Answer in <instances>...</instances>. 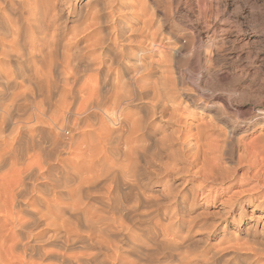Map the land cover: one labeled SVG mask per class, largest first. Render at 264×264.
<instances>
[{"label": "bare ground", "instance_id": "bare-ground-1", "mask_svg": "<svg viewBox=\"0 0 264 264\" xmlns=\"http://www.w3.org/2000/svg\"><path fill=\"white\" fill-rule=\"evenodd\" d=\"M77 3L0 0V264H264L248 239L225 233L213 253L189 252L185 229L156 220L150 169L167 180L186 169L204 179L198 187L235 179L229 139L210 120L183 130L198 103L184 105L169 83L174 49L140 22L147 12L127 0ZM263 121L262 111L246 123ZM237 146L246 175L262 166L251 177L264 190L263 134ZM238 196L225 219L246 212Z\"/></svg>", "mask_w": 264, "mask_h": 264}, {"label": "rangeland", "instance_id": "rangeland-1", "mask_svg": "<svg viewBox=\"0 0 264 264\" xmlns=\"http://www.w3.org/2000/svg\"><path fill=\"white\" fill-rule=\"evenodd\" d=\"M127 1L136 5L137 10L147 12L140 22L147 20L151 26L154 24L152 31L158 30L173 46L175 53H170L171 68L167 72L168 75L171 70L174 73L171 72L172 78H169V83L174 84L172 88H175L179 98L181 95L184 105L194 108L193 103H198L192 115L187 117V126L183 130L186 132L191 124L195 126L208 120L213 122L215 128L211 129L221 133L222 140L226 136L229 139L226 150L231 152H227L230 160L225 166L235 172V179L204 182V186L198 187L204 179H192V172L187 174L186 169L179 175L169 176L167 180L168 176L154 175L151 168L152 175H149L152 178L144 184L147 189L150 188L151 194L160 195V202L152 209L153 215L159 214L156 220L168 231L185 229L186 234H182L184 243L183 239L180 242L183 246L190 245L185 248L189 252L197 254L207 250L208 254L213 253L217 246L215 243H219L220 236L225 233L222 239L227 243L232 240L245 243L248 239L246 247L258 248L264 260V206L257 207L264 201V190L259 187L261 183L251 177L262 166L246 175L245 164L239 165L237 161L239 140L247 144L255 142L262 134L264 136V121L256 124V127H248L246 123L255 114L264 112V0ZM87 4V0H81L76 5L87 10ZM178 125L172 126L176 128ZM260 159L264 165V152ZM195 191L197 197L194 199ZM251 194L257 200L249 205L246 200ZM232 195H239V200H245L241 204L246 212L239 218L237 209V216L225 219L223 214L229 209L227 200ZM181 225L182 229L179 228ZM189 226L193 227V231L188 233ZM136 227V234L147 232L142 226Z\"/></svg>", "mask_w": 264, "mask_h": 264}]
</instances>
